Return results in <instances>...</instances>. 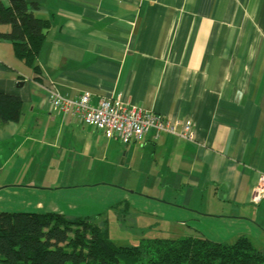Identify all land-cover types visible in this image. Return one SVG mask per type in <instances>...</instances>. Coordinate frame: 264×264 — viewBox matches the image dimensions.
Wrapping results in <instances>:
<instances>
[{
	"label": "crops",
	"instance_id": "1",
	"mask_svg": "<svg viewBox=\"0 0 264 264\" xmlns=\"http://www.w3.org/2000/svg\"><path fill=\"white\" fill-rule=\"evenodd\" d=\"M23 1L51 26L40 74L0 38V93L23 102L20 120L0 125V195L115 182L141 190L152 215L175 211L184 229L223 220L233 228L228 243L245 235L264 250V200L248 201L264 175V0ZM51 88L66 98L89 94L93 106L111 99L191 121L194 139L154 131L140 143L106 139L55 110ZM68 204L55 213L76 217Z\"/></svg>",
	"mask_w": 264,
	"mask_h": 264
},
{
	"label": "trees",
	"instance_id": "2",
	"mask_svg": "<svg viewBox=\"0 0 264 264\" xmlns=\"http://www.w3.org/2000/svg\"><path fill=\"white\" fill-rule=\"evenodd\" d=\"M33 7L23 0L0 6V24L11 26L0 38L8 39L14 55L40 74L39 54L51 23L37 17ZM22 108L20 97L0 93V125L18 122ZM121 205V212L131 209L122 202L116 211ZM0 264H264V250L245 235L233 243L194 234L119 246L111 239L106 214L70 218L55 212H15L0 214Z\"/></svg>",
	"mask_w": 264,
	"mask_h": 264
},
{
	"label": "rangeland",
	"instance_id": "3",
	"mask_svg": "<svg viewBox=\"0 0 264 264\" xmlns=\"http://www.w3.org/2000/svg\"><path fill=\"white\" fill-rule=\"evenodd\" d=\"M25 175L31 176L33 172L27 171ZM110 179H112L111 181H118V176H111ZM136 182L137 180L133 181V185ZM110 183L115 184V182ZM119 183H123L122 176H120ZM112 184L95 187L92 191L88 189V191L69 194L61 193L53 196L24 195L18 197L0 195V214L15 212L48 213L58 211L59 209L54 210V208L58 207L65 211V209L68 210L69 202L72 205H76V210L74 211L76 213L72 214L76 216L75 218H95L106 214L109 219L111 239L117 245L127 247L139 245L144 239L157 237L178 239L194 234H204L206 238L212 241L227 242L231 236L230 231L233 228L231 229L225 223L217 222L223 220H217L216 222L209 220L202 223L193 222L190 225L192 230L189 227L181 228L178 222L182 216L175 211H163V209L158 208L160 213L152 215V209L148 210V201L143 198L147 196L137 192L141 190H134L138 188L116 189V186L114 187ZM145 189L148 191V188ZM125 199H128L131 203L129 212H121L125 209L124 205H121L119 210L116 211L115 207L119 206ZM100 221L102 222L104 219ZM194 227L197 231L194 230ZM235 228L236 232L241 229V227Z\"/></svg>",
	"mask_w": 264,
	"mask_h": 264
},
{
	"label": "built area",
	"instance_id": "4",
	"mask_svg": "<svg viewBox=\"0 0 264 264\" xmlns=\"http://www.w3.org/2000/svg\"><path fill=\"white\" fill-rule=\"evenodd\" d=\"M51 106L72 118L73 121L92 126L103 133L106 139L115 138L122 143L144 140L145 136L154 131L156 135L168 134L185 140L194 139V128L191 121L164 118L154 112L143 110L137 106L103 99L97 106L91 104L89 94L79 98H66L56 90H49ZM264 200V175L251 190L248 201L254 205Z\"/></svg>",
	"mask_w": 264,
	"mask_h": 264
}]
</instances>
